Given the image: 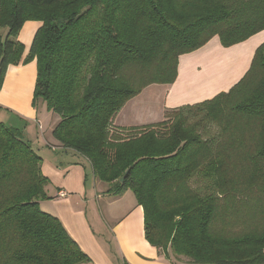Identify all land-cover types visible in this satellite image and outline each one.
<instances>
[{
    "label": "trees",
    "instance_id": "obj_1",
    "mask_svg": "<svg viewBox=\"0 0 264 264\" xmlns=\"http://www.w3.org/2000/svg\"><path fill=\"white\" fill-rule=\"evenodd\" d=\"M28 21L41 26L24 58ZM262 31L264 0H0V90L10 66L36 61L33 107L60 118L54 138L108 193H134L146 240L172 264H264V43L228 92L114 125L145 88L175 82L181 56ZM50 183L24 130L0 121V264L91 262L42 210Z\"/></svg>",
    "mask_w": 264,
    "mask_h": 264
},
{
    "label": "crops",
    "instance_id": "obj_2",
    "mask_svg": "<svg viewBox=\"0 0 264 264\" xmlns=\"http://www.w3.org/2000/svg\"><path fill=\"white\" fill-rule=\"evenodd\" d=\"M40 26V22L28 21L19 32L18 39L25 47L24 58ZM263 43L264 31L228 48L221 45L218 37L213 38L204 47L180 57L178 76L173 84L151 85L129 100L117 114L114 125L129 129L156 124L164 121L171 110L196 105L228 92L248 72L256 50ZM248 45L254 47L244 48ZM236 50L239 51L237 55L228 56ZM36 79V61L12 65L0 90V121L23 129L34 148L29 122L39 123V104L33 107ZM48 113L56 120L50 135L45 136L43 132L44 138L54 153L67 154L73 161L68 166L60 162L63 167L58 169L57 164L44 160L39 154L42 172L51 182L46 189L51 199L41 202V208L57 217L90 257L91 262L85 264H172L146 240L144 211L134 193L130 190L122 195L108 193L113 186L98 181L85 158L63 149L54 138L53 131L60 118ZM52 201L56 209L50 205ZM63 205L67 209H63ZM108 236L111 241L106 239Z\"/></svg>",
    "mask_w": 264,
    "mask_h": 264
},
{
    "label": "rangeland",
    "instance_id": "obj_3",
    "mask_svg": "<svg viewBox=\"0 0 264 264\" xmlns=\"http://www.w3.org/2000/svg\"><path fill=\"white\" fill-rule=\"evenodd\" d=\"M238 52H239L238 50L232 52V55L231 56L237 55ZM3 113H5L7 115L6 112H3ZM184 115L187 116V118L189 119V122L190 123H195V122H197L201 118V115L200 116H196V113L194 111H192V112H184ZM53 118H58V116L57 115H54ZM38 120H39V123H37V124L32 123V122H29V127H30V130L32 132L31 133L32 134L31 135V137H32L31 140L35 143L34 144L35 145V148L34 149L37 151L38 154L41 155V157L44 160H47L48 161V159H49L52 163L57 164L58 169H62V167H63V166L62 167L60 166V162L61 163L64 162L63 165L64 166H68L69 165L68 163L70 161L72 162L73 161V158L71 156H68L67 154H64V153L59 152V151L56 152V153H54L52 151V148L49 145L48 141H46V139L44 138L43 132H45V136L50 135V133L52 131V127H53L52 126L53 125V122L56 119H54V120L52 119V116L49 115L46 107L44 106V104L42 102L39 103V117H38ZM209 128H210V131L211 130H215L216 129V126H214L213 124H211V125H209ZM52 144H55V143L52 142ZM87 174H88V176H91L90 170L87 171ZM91 178L92 177H90V180L92 181ZM91 181L89 183H91ZM90 186H92V185L90 184ZM61 203H64V201H62ZM55 204L56 203L54 201H52L50 205L54 209H56ZM63 209H67V206L66 205H63ZM106 239L109 240V241L112 240V238L110 236H108ZM182 263L183 264H187V263H184V262H182Z\"/></svg>",
    "mask_w": 264,
    "mask_h": 264
},
{
    "label": "bare ground",
    "instance_id": "obj_4",
    "mask_svg": "<svg viewBox=\"0 0 264 264\" xmlns=\"http://www.w3.org/2000/svg\"><path fill=\"white\" fill-rule=\"evenodd\" d=\"M252 47H254V45H248V46H245L244 48H252ZM221 52H219L218 54H220ZM232 55V53L230 54V55H228V56H231ZM226 57V56H225ZM228 59H229V57H228Z\"/></svg>",
    "mask_w": 264,
    "mask_h": 264
},
{
    "label": "water",
    "instance_id": "obj_5",
    "mask_svg": "<svg viewBox=\"0 0 264 264\" xmlns=\"http://www.w3.org/2000/svg\"><path fill=\"white\" fill-rule=\"evenodd\" d=\"M124 180H125V177H122L120 181L123 182Z\"/></svg>",
    "mask_w": 264,
    "mask_h": 264
}]
</instances>
